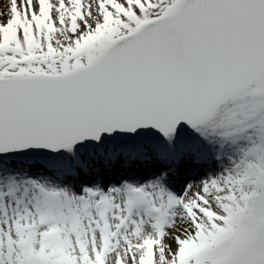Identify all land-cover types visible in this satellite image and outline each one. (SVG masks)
Returning <instances> with one entry per match:
<instances>
[{
	"label": "snow or ice",
	"instance_id": "1",
	"mask_svg": "<svg viewBox=\"0 0 264 264\" xmlns=\"http://www.w3.org/2000/svg\"><path fill=\"white\" fill-rule=\"evenodd\" d=\"M0 264H264V0H0Z\"/></svg>",
	"mask_w": 264,
	"mask_h": 264
}]
</instances>
